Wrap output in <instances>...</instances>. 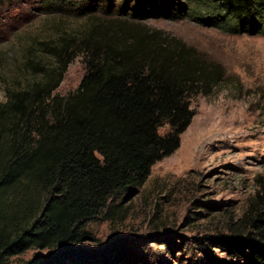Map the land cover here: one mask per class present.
<instances>
[{"label":"trees","instance_id":"1","mask_svg":"<svg viewBox=\"0 0 264 264\" xmlns=\"http://www.w3.org/2000/svg\"><path fill=\"white\" fill-rule=\"evenodd\" d=\"M127 1L139 0H77V17L91 25L80 50H71L62 35L41 43L55 66L42 68L28 58L26 66L40 70L42 78L6 89L0 103V264H111L116 255L95 257L69 246L86 239L90 222L130 198L152 167L178 150L195 115L192 100L209 95L224 79L219 65L186 51H146L140 43L126 46L113 35L90 32L97 13L123 11ZM195 3L185 12L170 2L157 15L186 14L229 34L264 36V0ZM76 53L86 74L74 93L53 96ZM164 126L169 131L162 135ZM259 185L227 233L199 239L204 251L206 244L226 249L232 262L218 264H264V182ZM30 249L52 254L12 261Z\"/></svg>","mask_w":264,"mask_h":264},{"label":"rangeland","instance_id":"2","mask_svg":"<svg viewBox=\"0 0 264 264\" xmlns=\"http://www.w3.org/2000/svg\"><path fill=\"white\" fill-rule=\"evenodd\" d=\"M195 1H127L123 11L117 7L108 16L97 13L90 31V21L76 15L77 0H0V103L6 101L7 88L42 78L40 70L26 66L28 58L42 68L55 66L41 43L62 35L71 50H80L89 26L95 37L113 35L126 46L140 43L146 51H186L224 71L223 81L209 95L192 100L195 115L178 150L157 162L130 198L90 222L87 238L69 250L116 255L111 264L232 262L226 249L206 244L204 251L199 239L227 233V224L242 217L264 182V36L229 34L186 14L179 19L157 15L159 6L188 12ZM133 9L138 13L131 17ZM85 74L83 57L76 53L52 95L74 93ZM168 131L164 126L159 132ZM115 246L121 250L110 252ZM51 254L30 249L12 261Z\"/></svg>","mask_w":264,"mask_h":264}]
</instances>
